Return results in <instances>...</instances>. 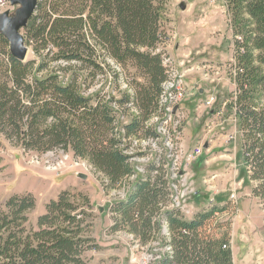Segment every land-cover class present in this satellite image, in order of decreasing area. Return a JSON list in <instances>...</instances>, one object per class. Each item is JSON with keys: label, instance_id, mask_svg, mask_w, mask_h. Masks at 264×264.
<instances>
[{"label": "trees", "instance_id": "trees-1", "mask_svg": "<svg viewBox=\"0 0 264 264\" xmlns=\"http://www.w3.org/2000/svg\"><path fill=\"white\" fill-rule=\"evenodd\" d=\"M169 0H38L24 28L35 58L22 61L12 55L10 42L0 33V133L25 153L44 154L62 148L87 159L108 179L109 187L121 184L135 172L131 155L123 146L149 117V109L166 78L162 54L169 35ZM233 10L237 37L236 94L229 106L235 110L242 133V159L252 192L264 199V0H227ZM93 39L94 43L91 42ZM161 45H164L161 49ZM144 81L119 100L97 92L87 94L77 72L86 64L106 73L111 65ZM65 63L69 77L38 71L54 62ZM114 78L120 72L114 70ZM137 103L141 114L119 129L112 103ZM131 142V139H130ZM150 163L136 176L125 198L114 203L113 230L123 227L143 244L158 236L165 249L157 264H235L227 234L209 232L218 207L187 220L180 209L167 203V181L154 175ZM86 209L62 191L46 204L37 229L29 226L28 213L37 204L31 192L13 194L0 207V264H84L82 254L99 245L85 236ZM79 210V212H78ZM223 210V209H221ZM166 225L167 231L164 229ZM226 245V247H224Z\"/></svg>", "mask_w": 264, "mask_h": 264}, {"label": "rangeland", "instance_id": "rangeland-1", "mask_svg": "<svg viewBox=\"0 0 264 264\" xmlns=\"http://www.w3.org/2000/svg\"><path fill=\"white\" fill-rule=\"evenodd\" d=\"M182 4L185 9L181 8ZM16 8L9 0H0V12L14 13ZM167 17L166 31L172 38L169 53L182 63L181 70H186L188 95L181 105L184 114L175 133V120L161 123L157 98L154 100L142 128L131 136L153 137L157 144L156 147L142 142L135 145L134 149L145 150L139 157L149 158L138 163L144 165L146 172L154 162L153 174L167 181V203L170 206L172 194L179 196L183 205L179 209L185 219L191 220L218 207L208 229L218 236L228 235L235 264H264V199L252 192L255 182L250 181L243 163L242 133L235 110L229 106L236 94L235 40L241 37L235 32L233 10L227 0H169ZM22 33L25 35L24 29ZM28 46V59L35 58L32 46ZM105 58L111 65L106 73L77 64L81 67L76 69L85 93L101 92L119 100L124 94L134 92L136 81H144L133 76L134 68L130 73L121 72L110 57ZM53 64L56 67L38 71L37 63L34 71L39 75L70 76L71 71L63 69L65 63ZM114 70L120 72L119 79L115 80ZM211 96L215 97L214 102L206 105ZM140 114L133 100L112 103V115L119 128ZM157 115L161 117L159 120ZM126 143L131 144L129 138ZM197 145L202 146V154L189 158ZM77 158L71 150L62 148L40 155L25 153L0 133V207L13 194L33 191L37 204L28 213V225L37 229L38 217L46 212L51 198L57 199L64 190L70 191L76 195L71 200L80 210L87 207L78 195L84 194L93 205L84 217V235L99 245L98 249L83 252L84 264H157L165 249L157 235L143 244L124 227L112 229L115 214L111 208L126 197L137 177L130 176L121 184L109 187L108 179L87 159L80 157L81 165L72 166ZM41 177L47 180L42 181ZM164 229L167 231L165 224Z\"/></svg>", "mask_w": 264, "mask_h": 264}, {"label": "built area", "instance_id": "built-area-1", "mask_svg": "<svg viewBox=\"0 0 264 264\" xmlns=\"http://www.w3.org/2000/svg\"><path fill=\"white\" fill-rule=\"evenodd\" d=\"M240 39V37H238ZM164 45H161V49H163ZM162 64L165 68L166 72V78L162 82L161 85V91L162 90H170V98L168 102V110L164 111L162 113V121L161 123H168L172 121L173 119L175 120V128H174V133L177 132V125L181 122L179 118L183 117V110H182V103L186 99L188 95V84L186 81V70H181L180 65L182 63H178L174 60L173 56L170 55L168 51L164 52L162 54ZM169 71H176V79H177V87H168L167 86V78L169 77ZM236 74V70H235ZM215 100L214 96H211L207 101L205 102L206 105H211ZM178 118V120L176 119ZM161 129V127H160ZM164 129V128H163ZM165 130V129H164ZM166 131V130H165ZM180 132H178V135ZM147 138H153V137H147ZM156 141L154 139V145L156 147ZM123 146L127 148L129 153L132 155V161H137V176L138 175H143V167L144 165L140 162L141 160L145 161L149 158L146 157H139L138 154L143 153L145 150L141 149H134V144H129L124 142V137H123ZM50 152V151H48ZM203 152V148L200 145H197L193 151L190 153L189 158L194 157L196 155H200ZM79 166L81 165L80 163V157H78L75 162L72 164V166ZM57 166L54 167L56 169ZM174 186V185H173ZM234 196V195H233ZM181 199L179 196L172 194L171 195V204L170 207H176L179 209V207L183 206ZM226 247V245H224Z\"/></svg>", "mask_w": 264, "mask_h": 264}, {"label": "water", "instance_id": "water-1", "mask_svg": "<svg viewBox=\"0 0 264 264\" xmlns=\"http://www.w3.org/2000/svg\"><path fill=\"white\" fill-rule=\"evenodd\" d=\"M11 5L17 6L14 13L9 10L0 12V33L10 42V51L17 59L26 61L29 46L26 44L22 30L28 26L29 20L35 13L38 0H9ZM185 9V4L181 5ZM85 178L84 174L78 173Z\"/></svg>", "mask_w": 264, "mask_h": 264}, {"label": "bare ground", "instance_id": "bare-ground-1", "mask_svg": "<svg viewBox=\"0 0 264 264\" xmlns=\"http://www.w3.org/2000/svg\"><path fill=\"white\" fill-rule=\"evenodd\" d=\"M167 86L168 87H177L176 71H169V77L167 78ZM169 98H170V90H162V92L160 94V98H159V104H160V107H161V109H160L161 114L164 111L168 110ZM158 115H157V120H159L161 118ZM119 129H121V131H122L123 127L119 128ZM158 130H159V132L161 131L160 127H159ZM129 139H131V144H134V146L137 145V144L138 145L141 144V142L143 144H145V146H150L151 144L154 145V139L153 138L129 137ZM143 148H145V147H143ZM126 152L129 155H131L128 150H126ZM131 161H132V155H131ZM132 162L134 163V166H135V170H134L135 172L133 173L132 176L136 177L137 176V162L136 161L135 162L132 161ZM143 173H145V169L144 168H143ZM173 208H176V207H173Z\"/></svg>", "mask_w": 264, "mask_h": 264}, {"label": "crops", "instance_id": "crops-1", "mask_svg": "<svg viewBox=\"0 0 264 264\" xmlns=\"http://www.w3.org/2000/svg\"><path fill=\"white\" fill-rule=\"evenodd\" d=\"M169 41L166 43V46H165V49L168 51V52H170L171 53V43H170V39H172L171 38V34H169ZM42 178V181L43 180H47V179H45L44 177H41ZM41 185H45V184H41ZM28 192H31V193H33V191H28ZM26 193V192H25ZM16 194H21V193H16ZM34 194V193H33ZM51 199H55V198H51Z\"/></svg>", "mask_w": 264, "mask_h": 264}]
</instances>
